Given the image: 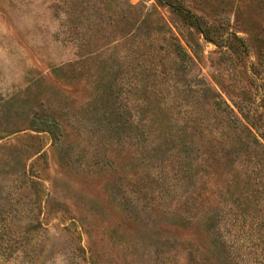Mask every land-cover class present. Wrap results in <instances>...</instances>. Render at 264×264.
Here are the masks:
<instances>
[{
	"label": "rangeland",
	"instance_id": "1",
	"mask_svg": "<svg viewBox=\"0 0 264 264\" xmlns=\"http://www.w3.org/2000/svg\"><path fill=\"white\" fill-rule=\"evenodd\" d=\"M184 98L204 121L190 188L149 128L179 133ZM215 99L244 126L227 158ZM263 150L264 0H0V264H225L221 235L264 264Z\"/></svg>",
	"mask_w": 264,
	"mask_h": 264
},
{
	"label": "trees",
	"instance_id": "2",
	"mask_svg": "<svg viewBox=\"0 0 264 264\" xmlns=\"http://www.w3.org/2000/svg\"><path fill=\"white\" fill-rule=\"evenodd\" d=\"M191 25H193V27H196L197 29L200 28V25L197 21H192ZM206 37H207V35H206ZM170 46H171V51H172V54L175 58V61L181 68V72L186 73V71L192 65V59L189 56V53L180 44V42H178L174 38H171ZM190 92H197L198 94L206 95V94L210 93V89L207 85H204L198 91H190ZM212 105H213V108L218 113L227 112L228 110H229L228 113L231 112V114H230L231 118L229 120L225 121V123L223 121V125H222L223 131L220 134L222 139L224 140V142H222L223 148L226 150V153L223 156V158H227L230 155V151H229L230 141L226 140L227 136H229V132H227V129L239 131L242 128L244 129V126L241 127V125H240L241 122H240L239 118L236 115H234V113H232V111L230 110V108H228V106H226L227 108H225V109L222 108V101L215 99L212 102ZM182 112L184 113V117L182 119L183 125H181L179 133H177L176 135H168V134L162 135L163 132H165L166 130H171L168 127V125L165 124L163 121H155V120L150 121L149 128L152 130V133L158 134V136L151 138V139L152 140H157V139L160 140V141H158V145L155 146L156 148L154 147L151 149H153V151H155V150L159 151L160 150V151L164 152L167 150L166 147L169 146L170 144L175 145V147H178L179 148L178 152H181L182 157H183V163L184 164H182V173H183L184 181L189 182V185H187L186 187L190 188V185L194 182L193 176H191V175H194L193 171L195 173L198 171L197 166H198V158H199L198 154L195 155V158L192 156L193 152L195 151V147H194L195 141L193 138L197 134L196 133L197 129L202 126L204 121H201L200 113L195 108V105L190 103V101H187V99H185V98H184V104L182 106ZM197 122L199 124H197ZM53 125H54V127L51 126L49 129V132L52 134V137L54 138V140L56 142H59L62 140V136H63L62 130H61L60 126L55 129L56 124H53ZM56 126H58V125H56ZM252 143L260 145L258 139H256V138H253ZM163 146H165V147H163ZM245 152L248 156L249 153H247V152H249V148H247L245 150ZM214 159H215V156L213 155L212 157H209V159L203 160V161L206 164V166L210 167L209 161L214 160ZM194 167H196V168H194ZM188 192L189 191H185L183 193V197L187 196ZM187 213H189V210H186L185 214H187ZM193 220L194 219L190 216L183 217L180 220L179 226L182 229H191ZM208 221L211 222L212 224H214V223L217 224L215 227L211 226L210 227L211 229H216V228L220 229L221 224L223 225V227H226L229 224L228 221L225 220L224 216H219V215L211 216L208 219ZM221 238H222L221 244L223 246L221 253H223V258L225 259V264H240L239 261L237 260L238 256L240 255L238 247H235V245L229 243L227 235H224V236L221 235ZM189 249L191 250L192 247H190ZM9 251H10L9 247H6L3 251V253L6 255L7 253H9ZM189 252H190L192 264H203L204 260L201 261V259H200L201 256H199V255L194 256L192 250ZM219 256H222V254L217 255L216 259H218ZM212 259H213V257H212ZM214 259H215V257H214Z\"/></svg>",
	"mask_w": 264,
	"mask_h": 264
}]
</instances>
